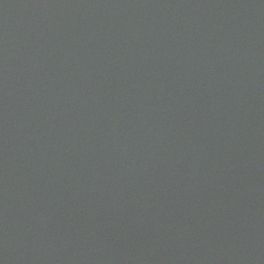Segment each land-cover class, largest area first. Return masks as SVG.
I'll return each mask as SVG.
<instances>
[{
    "label": "water",
    "instance_id": "1",
    "mask_svg": "<svg viewBox=\"0 0 264 264\" xmlns=\"http://www.w3.org/2000/svg\"><path fill=\"white\" fill-rule=\"evenodd\" d=\"M0 264H264V0H0Z\"/></svg>",
    "mask_w": 264,
    "mask_h": 264
}]
</instances>
